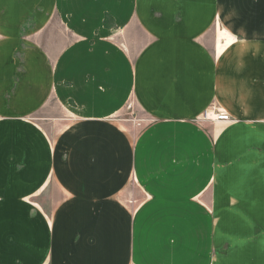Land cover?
Masks as SVG:
<instances>
[{
    "label": "crops",
    "instance_id": "0c3cea01",
    "mask_svg": "<svg viewBox=\"0 0 264 264\" xmlns=\"http://www.w3.org/2000/svg\"><path fill=\"white\" fill-rule=\"evenodd\" d=\"M0 264H264V0H0Z\"/></svg>",
    "mask_w": 264,
    "mask_h": 264
},
{
    "label": "rangeland",
    "instance_id": "374dc122",
    "mask_svg": "<svg viewBox=\"0 0 264 264\" xmlns=\"http://www.w3.org/2000/svg\"><path fill=\"white\" fill-rule=\"evenodd\" d=\"M134 40L141 39L140 32L137 30L135 34H133ZM72 38L68 37L67 41H71ZM143 40V38H142ZM135 53V52H134ZM133 53V54H134ZM58 92L53 94L51 99L49 100V103L47 106L38 114L36 118V122L40 124L43 128H48L51 131H53V126L55 123L62 124V126L69 125L72 121V114L71 111L66 108V106L58 99ZM217 107L216 103L213 102L211 104L210 108ZM207 109V110H208ZM120 112L115 117L116 122L121 124V126H124V128H127L131 133L135 136L137 139L140 137L142 133H144L147 129L150 128L152 125L149 120L148 116L144 113V111L139 106L136 98L132 95L130 99L126 102L125 105L122 106V108L119 110ZM204 114V113H203ZM203 114L197 118L196 121H194V125L200 128V130L205 131L210 141L213 142L214 140V132L209 130L208 125H203V123H211L212 128H216L215 124L213 122H207L202 119ZM58 133V130L56 131V134ZM210 133V134H209ZM135 183V182H133ZM135 193V200H133V197L130 201L131 204L136 203V205L141 204V202H144L146 199L149 200L150 196H147L144 192H141L139 194L138 192ZM198 199L196 198V203ZM199 202V201H198ZM198 204H201L200 202ZM134 205V204H133Z\"/></svg>",
    "mask_w": 264,
    "mask_h": 264
},
{
    "label": "built area",
    "instance_id": "2783aa9c",
    "mask_svg": "<svg viewBox=\"0 0 264 264\" xmlns=\"http://www.w3.org/2000/svg\"><path fill=\"white\" fill-rule=\"evenodd\" d=\"M202 119L207 122H213L217 126H226L232 123L231 117L218 106L206 110Z\"/></svg>",
    "mask_w": 264,
    "mask_h": 264
},
{
    "label": "clouds",
    "instance_id": "9594fccd",
    "mask_svg": "<svg viewBox=\"0 0 264 264\" xmlns=\"http://www.w3.org/2000/svg\"><path fill=\"white\" fill-rule=\"evenodd\" d=\"M258 53H259V49L257 48V49L253 52V54L256 55V54H258ZM242 67H243V64H242V62H241L240 65L238 66V70H239V69H242Z\"/></svg>",
    "mask_w": 264,
    "mask_h": 264
}]
</instances>
